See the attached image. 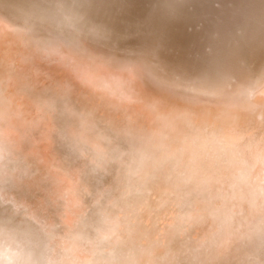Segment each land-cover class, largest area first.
Listing matches in <instances>:
<instances>
[{
  "label": "bare ground",
  "instance_id": "bare-ground-1",
  "mask_svg": "<svg viewBox=\"0 0 264 264\" xmlns=\"http://www.w3.org/2000/svg\"><path fill=\"white\" fill-rule=\"evenodd\" d=\"M0 6V264H264V0Z\"/></svg>",
  "mask_w": 264,
  "mask_h": 264
},
{
  "label": "water",
  "instance_id": "water-1",
  "mask_svg": "<svg viewBox=\"0 0 264 264\" xmlns=\"http://www.w3.org/2000/svg\"><path fill=\"white\" fill-rule=\"evenodd\" d=\"M147 15V14H146ZM148 18L145 19V21H147V34H150L153 33L152 31L155 30V24L152 20V18H155L158 23V21H163L165 22L167 25H169L170 27H167V26H162V24L159 26V28H169L171 29V31H176L178 30V23L180 21V17L174 13H172L167 7L160 5V4H155V5H152L150 7V12L148 13Z\"/></svg>",
  "mask_w": 264,
  "mask_h": 264
},
{
  "label": "rangeland",
  "instance_id": "rangeland-1",
  "mask_svg": "<svg viewBox=\"0 0 264 264\" xmlns=\"http://www.w3.org/2000/svg\"><path fill=\"white\" fill-rule=\"evenodd\" d=\"M0 15H1V16L3 15L2 17H4L5 20H8L10 23L12 22L13 25H17L16 27H19V28H23V27H24V28H25V26L22 24V22H20V21H16L15 18H14L13 16H10L9 14L3 12L1 6H0ZM14 22H15V23H14ZM149 35H150V34H148L147 36L149 37ZM171 50H173L172 47H169V49H168L167 51H168V52H171Z\"/></svg>",
  "mask_w": 264,
  "mask_h": 264
}]
</instances>
